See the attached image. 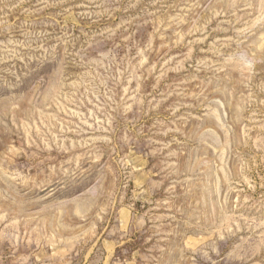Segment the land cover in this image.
I'll list each match as a JSON object with an SVG mask.
<instances>
[{
  "label": "rangeland",
  "instance_id": "1",
  "mask_svg": "<svg viewBox=\"0 0 264 264\" xmlns=\"http://www.w3.org/2000/svg\"><path fill=\"white\" fill-rule=\"evenodd\" d=\"M0 264H264V0H0Z\"/></svg>",
  "mask_w": 264,
  "mask_h": 264
}]
</instances>
